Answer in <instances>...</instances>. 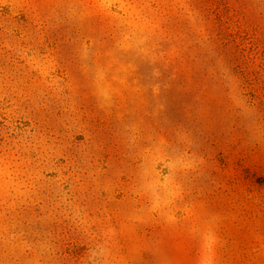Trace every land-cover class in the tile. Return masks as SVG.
<instances>
[{
	"label": "rangeland",
	"instance_id": "obj_1",
	"mask_svg": "<svg viewBox=\"0 0 264 264\" xmlns=\"http://www.w3.org/2000/svg\"><path fill=\"white\" fill-rule=\"evenodd\" d=\"M0 264H264V0H0Z\"/></svg>",
	"mask_w": 264,
	"mask_h": 264
}]
</instances>
